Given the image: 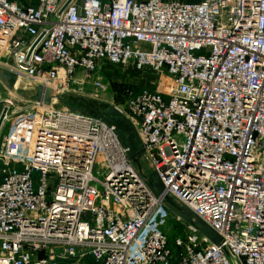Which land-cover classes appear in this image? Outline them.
Returning a JSON list of instances; mask_svg holds the SVG:
<instances>
[{"label":"built area","instance_id":"built-area-1","mask_svg":"<svg viewBox=\"0 0 264 264\" xmlns=\"http://www.w3.org/2000/svg\"><path fill=\"white\" fill-rule=\"evenodd\" d=\"M68 1L0 0V67L58 96L86 80L106 90L104 63L166 73L170 91L130 90L113 105L164 190L115 123L7 92L0 264H264V0ZM13 115L34 128L25 153L12 147L17 121L3 132ZM168 196L221 243L191 224L174 252Z\"/></svg>","mask_w":264,"mask_h":264},{"label":"rangeland","instance_id":"rangeland-1","mask_svg":"<svg viewBox=\"0 0 264 264\" xmlns=\"http://www.w3.org/2000/svg\"><path fill=\"white\" fill-rule=\"evenodd\" d=\"M99 74L101 75V81L107 86L106 90L96 92L89 80H86L85 85L81 89L77 88L75 90L76 92H72L101 99L111 105L124 107L127 93L130 90L137 91L143 86L149 85L158 87L159 91H164V93L165 91L168 92L171 90V78L166 73H158L150 69L137 71L134 69L132 64L115 65L111 63H104L99 71ZM23 84L24 80L23 78H20L19 87H26L25 85L27 82L24 86ZM7 92L12 91L7 89L2 80H0V97L6 95ZM12 93L14 94V92ZM18 119L19 118H16V115L10 117V120L6 121L4 124L3 132L7 133L12 127L11 122L15 120V123ZM33 129L34 128L31 126H27L24 123L17 121L16 126L14 127L15 134L11 140L12 147L16 153H25L27 151L26 149H28L30 144ZM141 162L143 163L144 161L141 160ZM144 172L146 174L150 173V171H147L146 168L144 169ZM38 177L39 173L34 172L33 178L35 184H37ZM189 225L191 224L183 217H179L175 213L172 214V219L166 228V234L174 252H178L180 248L177 243L178 239H181L183 244L188 241V236L191 234ZM84 264H93V260L91 258L87 259Z\"/></svg>","mask_w":264,"mask_h":264},{"label":"water","instance_id":"water-1","mask_svg":"<svg viewBox=\"0 0 264 264\" xmlns=\"http://www.w3.org/2000/svg\"><path fill=\"white\" fill-rule=\"evenodd\" d=\"M41 37L42 36L38 38L37 42L41 39ZM0 80H2V82L5 84L7 89L16 93L18 96L24 99L34 100V101H39V102L41 101V102H44L45 104H52L55 99H58L59 101L61 97L55 94L54 89L50 87H45L44 85L39 84V83H33L26 87H22V86L17 87L16 86V82H17L16 76L12 72H10L9 70L3 67H0ZM103 102H106V101H103ZM67 106L70 107L72 110H77V108L75 107H72L70 105H67ZM111 107H112L111 114L113 117H110V119L112 121H115L118 124L125 123L132 127V130L134 132L132 143L130 142L129 138L126 135H123L120 133V136L122 138L123 143L126 146H129L131 148L130 157L132 158L133 163L139 169L140 174L145 179V181L148 183L152 191L157 196H159L164 190V185L162 181L156 177L155 172H150L149 174H146L144 172L145 168L147 171H149V168L148 166L144 164V162L143 163L141 162L143 158V148L141 146V141H140L137 131L133 127L131 121L118 108H116L113 105ZM5 115H6V109L3 111V113L0 116V128L2 126ZM165 204L172 212H174L180 217H183L186 221L192 224L200 233L207 236L213 243H216V244L221 243L222 241L221 236L214 229H212L209 225H207L204 221H202L191 209L180 205L174 198L170 196L166 197Z\"/></svg>","mask_w":264,"mask_h":264},{"label":"trees","instance_id":"trees-1","mask_svg":"<svg viewBox=\"0 0 264 264\" xmlns=\"http://www.w3.org/2000/svg\"><path fill=\"white\" fill-rule=\"evenodd\" d=\"M144 87H154V86H143ZM142 88L138 89L135 92H138ZM74 101V102H73ZM58 105H70L72 107L77 108L78 111L85 112L91 115H95L98 117H102L106 121L110 123H115L118 126V133L120 136V133L123 135H126L130 142H133L134 132L132 130V127L125 123H116L115 121H112L110 117L112 116V105L108 104L106 102H103L101 99L93 98L90 96L68 92L63 94L60 97ZM121 138V136H120ZM122 140V138H121ZM172 212V211H171ZM174 212H172L173 214ZM202 234V233H201Z\"/></svg>","mask_w":264,"mask_h":264},{"label":"crops","instance_id":"crops-1","mask_svg":"<svg viewBox=\"0 0 264 264\" xmlns=\"http://www.w3.org/2000/svg\"><path fill=\"white\" fill-rule=\"evenodd\" d=\"M189 1H192V0H189ZM90 258L93 260V264H94V259L92 256H87L83 258L81 261L78 262V264H84L85 260L90 259Z\"/></svg>","mask_w":264,"mask_h":264},{"label":"bare ground","instance_id":"bare-ground-1","mask_svg":"<svg viewBox=\"0 0 264 264\" xmlns=\"http://www.w3.org/2000/svg\"><path fill=\"white\" fill-rule=\"evenodd\" d=\"M20 78H22V77H19L18 80H17V82H16V86L17 87H19V80H20Z\"/></svg>","mask_w":264,"mask_h":264}]
</instances>
